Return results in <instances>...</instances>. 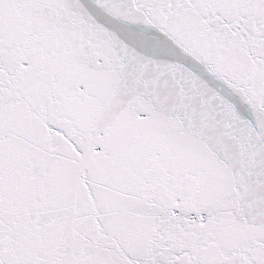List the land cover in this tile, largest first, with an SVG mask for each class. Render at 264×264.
<instances>
[{"label": "snow or ice", "instance_id": "snow-or-ice-1", "mask_svg": "<svg viewBox=\"0 0 264 264\" xmlns=\"http://www.w3.org/2000/svg\"><path fill=\"white\" fill-rule=\"evenodd\" d=\"M0 264H264V0H0Z\"/></svg>", "mask_w": 264, "mask_h": 264}]
</instances>
